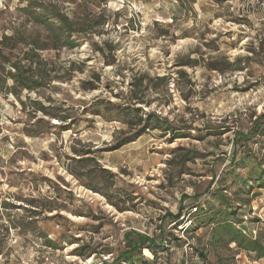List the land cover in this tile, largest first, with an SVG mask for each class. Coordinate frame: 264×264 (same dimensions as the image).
Returning a JSON list of instances; mask_svg holds the SVG:
<instances>
[{
    "label": "rangeland",
    "instance_id": "374dc122",
    "mask_svg": "<svg viewBox=\"0 0 264 264\" xmlns=\"http://www.w3.org/2000/svg\"><path fill=\"white\" fill-rule=\"evenodd\" d=\"M26 1L0 0V38L22 28ZM51 1L68 14L85 12L100 34L77 35L80 46L60 51L58 67L73 62L82 72L42 91L68 109L69 125L32 118L0 92V264H114L129 249L124 235L153 238L156 257L140 252L146 264H264L219 245L214 225L202 221L218 208L219 188L237 202L243 233L264 244V188L252 180L243 187L229 167L234 132L264 112V0ZM225 59H239L242 70H209ZM80 81L94 89L83 91ZM27 97L37 98L23 91L19 99ZM117 106L139 108L138 117L169 129L146 130L114 149L141 127H125ZM40 117L45 122L33 125ZM251 146L264 164L257 140ZM72 149L90 151L86 166ZM232 166L249 178L246 164ZM180 204L179 223L161 219ZM195 206L204 213L195 215ZM70 237L78 241L67 244ZM79 247L83 256L74 254Z\"/></svg>",
    "mask_w": 264,
    "mask_h": 264
},
{
    "label": "trees",
    "instance_id": "16d2710c",
    "mask_svg": "<svg viewBox=\"0 0 264 264\" xmlns=\"http://www.w3.org/2000/svg\"><path fill=\"white\" fill-rule=\"evenodd\" d=\"M213 1L218 3L221 0ZM20 11L24 18L22 28H12L8 35L2 34L0 38V92L5 91L16 97L22 106V112L25 113L28 110L27 113L32 118L41 115L58 123H68L69 125L72 122V116L67 112L68 109L63 105L56 106L54 99L44 96L42 91L49 88L53 82H70L74 71L82 72L81 69L74 70L73 62H69L67 67L65 65L61 68L60 66L58 67L56 60L58 59L57 55L59 52L63 49L72 50L80 46V42L77 41V35L100 34V32L93 27L85 12L84 15L80 16H77L73 11L68 14L51 0H28L20 8ZM105 17L104 15L101 17L102 20L99 23L101 26L108 20ZM48 53L55 54L54 58L45 56ZM224 63L221 66V64H216L215 62L209 66V70H215L219 73L242 70L239 59H236L232 63L225 59ZM95 80L97 81L98 77H95ZM8 82L11 84L8 85ZM79 84L83 91L94 89L90 82L80 81ZM255 84H252L250 88L254 87ZM23 91L34 93L37 98L31 100L27 97L26 100H20L19 96ZM39 97L40 99H38ZM112 108L114 107L111 105L110 109ZM116 108L119 107L117 106ZM119 111L118 115L122 114L124 117L121 122L125 127L130 128L135 125H141V127L134 136L119 140L114 149H119L130 143L133 141L132 138H138L146 130L165 132L169 129L167 124H162V121L157 119L152 124H148V119L143 120L138 117L139 108H133V110L130 108H119ZM75 112L73 111V113ZM133 118H137L138 120L134 122ZM44 122L43 118L40 117L33 125L37 126ZM61 124H58L57 127ZM250 124L249 128L245 130L238 129L233 134L231 141L232 155L229 167H233L234 179L239 180L243 187L249 188V181L252 180L258 187L264 188V164L255 156L251 146V141L257 140L260 148L264 150V112L258 116L252 113L250 115ZM122 132L123 130H121ZM32 133L41 135L42 131L34 130ZM172 138L176 137L173 135ZM238 151H240V157L236 160ZM72 154L79 157L77 161L82 164V167L86 166V163L90 161L89 157H84L91 154L90 151L72 149ZM234 163L246 164L249 170V178H242L236 168L232 166ZM70 173L75 178L79 177L75 172ZM83 173H86L89 177L91 171L88 170ZM214 179L215 175H213L212 181ZM87 187L97 191L94 186L87 184ZM185 199H187V196H182L181 200L184 201ZM215 199L217 200L218 208L209 210L210 212L202 218V221H206L207 224L214 225L211 232L212 239H216V242L221 246L228 247V245L233 244L237 251L249 254L253 253L257 259L264 258V244L261 239L250 238L239 228V225L243 221L237 218V202H232L219 188L215 191ZM182 209L180 204V208L176 214L166 212L161 219L168 221L170 224L179 223ZM194 209L195 215L204 213L198 206H195ZM198 222L195 220L193 225L196 226ZM169 235L174 237L172 234ZM124 239L129 249L121 251L115 258L114 264L122 261H125L127 264H146L140 258V252L143 249H146L153 257H156L153 238L149 236L131 238L129 235H124ZM77 241L70 237L66 243L72 244ZM164 241L162 237L158 245H162ZM81 249V247L75 249L74 254L83 256L80 253ZM197 255L201 260L206 259L204 252H197ZM99 264L105 263L100 261Z\"/></svg>",
    "mask_w": 264,
    "mask_h": 264
}]
</instances>
